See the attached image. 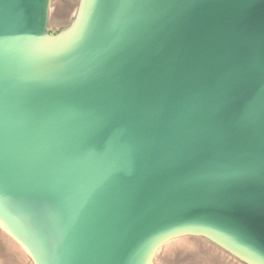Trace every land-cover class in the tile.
Masks as SVG:
<instances>
[{"label": "water", "instance_id": "1", "mask_svg": "<svg viewBox=\"0 0 264 264\" xmlns=\"http://www.w3.org/2000/svg\"><path fill=\"white\" fill-rule=\"evenodd\" d=\"M50 5L0 0V230L32 264H264V0H80L58 34Z\"/></svg>", "mask_w": 264, "mask_h": 264}, {"label": "rangeland", "instance_id": "2", "mask_svg": "<svg viewBox=\"0 0 264 264\" xmlns=\"http://www.w3.org/2000/svg\"><path fill=\"white\" fill-rule=\"evenodd\" d=\"M80 0H51L48 30L58 34L74 21ZM157 264H244L200 237H184L164 245L156 254ZM28 264H32L29 260Z\"/></svg>", "mask_w": 264, "mask_h": 264}, {"label": "snow or ice", "instance_id": "3", "mask_svg": "<svg viewBox=\"0 0 264 264\" xmlns=\"http://www.w3.org/2000/svg\"><path fill=\"white\" fill-rule=\"evenodd\" d=\"M17 23H19L18 19L0 15V43H6L8 38L13 36L11 28ZM261 174L264 175V168H262ZM219 198L230 205H251L254 203L253 200L247 197V194L239 191H224L219 194Z\"/></svg>", "mask_w": 264, "mask_h": 264}, {"label": "crops", "instance_id": "4", "mask_svg": "<svg viewBox=\"0 0 264 264\" xmlns=\"http://www.w3.org/2000/svg\"><path fill=\"white\" fill-rule=\"evenodd\" d=\"M29 260L20 246L0 230V264H28Z\"/></svg>", "mask_w": 264, "mask_h": 264}]
</instances>
